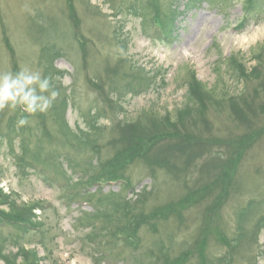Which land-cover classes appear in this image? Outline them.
<instances>
[{"label":"rangeland","instance_id":"obj_1","mask_svg":"<svg viewBox=\"0 0 264 264\" xmlns=\"http://www.w3.org/2000/svg\"><path fill=\"white\" fill-rule=\"evenodd\" d=\"M254 2L244 21L245 0H155L154 10L152 0H72L75 27L67 0H0V71H12L14 63L18 70L39 69L59 92L43 112L47 139L35 117L18 127L23 116L18 109L0 110V190L18 206L38 204L35 220L43 231L24 235L1 226L0 253L21 247L35 251L41 264H161L166 256L179 257L199 240L219 191L185 209L182 223L170 218L155 221L157 230L140 227L135 247L106 231L125 223L121 197L133 205L142 196L135 215L178 201L218 177L233 141L262 132L245 149L226 199L211 214L209 224L229 245L207 233L205 256L206 264H264V0ZM155 14L167 25L160 27L165 40L155 34ZM4 31L14 55L2 43ZM230 60L249 77L238 76ZM191 72L213 97L203 112L187 100ZM152 114L168 116L175 123L169 131L180 135L175 147L150 151L173 172L158 169L152 177L136 161L125 171L132 191L117 196L114 185L81 195L84 185L75 173L86 171L88 160L98 166L114 156L118 148L112 141L132 129L130 124L154 131L148 128ZM12 117L14 129L8 132ZM62 123L66 128L59 130ZM187 137L193 138L189 146ZM90 141L98 144V154ZM22 142L41 152L39 160L27 164Z\"/></svg>","mask_w":264,"mask_h":264},{"label":"trees","instance_id":"obj_2","mask_svg":"<svg viewBox=\"0 0 264 264\" xmlns=\"http://www.w3.org/2000/svg\"><path fill=\"white\" fill-rule=\"evenodd\" d=\"M152 1L154 10L156 8L155 0ZM67 4L69 19L72 20L74 22V26L77 27L79 24V20L73 8L72 0H67ZM254 5V0H245V14L243 16L244 21L247 18L248 12L252 7H254ZM155 19H157V21H155L157 22V25H160L162 27L167 26L163 22V20H161L160 17L156 14ZM2 43L7 49V51L10 53V55H14L13 48L7 39L5 31L3 32ZM229 63L236 69H240V71L237 72L238 76L240 74L241 77H249L248 75L242 73L241 66L237 67L236 63H234L233 60H230ZM17 70L18 69L16 67V64L14 63L12 71ZM187 78V85L189 90L187 100L189 102L195 103L203 112L206 103H211L213 101V97H211L210 94L204 93L203 88L201 89L199 87L200 84L196 81L194 73L191 72L187 76ZM129 82H131V80H128L125 85ZM96 88L100 90L99 86H97ZM137 92L138 91L134 92V94H137ZM229 101L231 102L230 105H232L231 109L233 110V112L240 115L238 106L234 103L233 99H229ZM60 105H63L64 108V106L66 105L64 99L63 103H61ZM17 109V111H21L19 108ZM56 110L57 108L55 104L54 111ZM33 115L41 121L39 128H41L43 125L44 130H46V124H44L46 120H43V113H36ZM242 115L245 121L247 119V116L244 114ZM183 116H185V112L180 111L178 114L177 121L179 124L184 122V119H182ZM148 121L150 124L148 128L151 127L154 131H147L148 129L145 131L141 127L144 125H141L140 122L130 124L132 126V129L125 128L123 131H120L122 133V136L119 141H112L114 142L112 145L115 144V146L113 147L118 148L114 156H112L108 161L100 162L98 166H96L95 164H91L92 160L87 161L88 163L86 164V171H84L83 169L81 170L84 181L80 183V186L85 185V187L83 188L84 191H88L93 187H96V190L98 189L97 191H100L102 186L113 184L122 185V190L129 189L132 183L130 179H127L125 177V171L127 167H129L136 161L143 163L142 165H146V167L151 172L152 177L155 175L156 170L158 169H164L167 174H170V171L173 172L172 167H170L168 163L164 161H159V157L155 153L151 154L150 151L151 149L160 148L163 145H167L169 149L170 147L176 146V142L174 140H178L180 138V135L177 132L169 131L175 123H171V121L168 120V116L161 118L158 117L156 114L150 115ZM14 122L15 117H12V119L9 120V123L7 125L9 130L8 132H12V129H14ZM160 126L167 128L163 131ZM58 127L59 130L60 128H66L64 123L58 124ZM159 128H161L162 130L158 131ZM38 131L40 133L41 129H38ZM261 133L262 132L247 133L241 138L233 141L234 144H231V153L229 155V158L227 159V162L222 165V169L219 172L218 177H216L211 183L209 182L198 190L188 192L185 196H183V198H180L178 201L171 202L165 206L155 208L153 211L147 214H143V212H138V214L135 215L133 213L134 205L143 203L142 196H140V199L136 203H133V205L131 204L132 206L129 205L130 203L128 204V202H125L126 200L121 197L119 212L124 215L126 220L123 227L118 226L121 224V222H123V219L119 221V224H117V226H113V228H115V232H113L112 234L116 237L121 236L123 238V242L126 245L130 247L135 246V243L138 242L136 233L140 230V227L150 226L154 230H157L156 225L154 224L155 221L160 220L165 222L170 218H174L179 223H182V214L185 209L199 204L207 197L211 196L215 190H217L219 192L217 198L215 199V202L212 204L211 207L207 208L206 210L204 227L200 230L199 240L196 241L192 247L184 251L179 257L170 258L169 256H166L164 258V261L161 262V264H186L190 259L196 258L198 259V264H206L207 259L205 256V249L207 244V233H211L213 237L221 244L229 245V241L221 235V233L216 227H211V224H209V222L211 218H213L212 216L217 212V209L221 202L227 197V187L231 185L233 177L236 174V169L239 166L245 149L248 146L252 145L256 141V139L259 138ZM42 137L44 139H47L46 131H44ZM186 141L189 146V144H192L191 141H193V138L187 137ZM26 145L27 144L24 142L21 143V146L24 149L25 158L27 155H30V158H28L27 160H25L24 158V160L29 161L27 164H33L35 160H39V154L41 152L36 148L33 150L29 148L27 149ZM90 146L91 152L93 154L99 153V147L97 144H94V142L90 141ZM91 170H93L94 173L87 175ZM113 194L118 196V194L121 195V192ZM0 205L7 206L6 210H0V227L6 225L17 230V233L20 232L24 235L29 234L31 232L42 234V225L40 223H37V221L35 220V211L39 210L40 208L38 204H34L29 207L18 206L13 201H11L10 196L3 194L0 190ZM105 217L111 218V216L108 215H105ZM101 230H105V227L101 228ZM159 250L160 248L157 249V251L153 254L159 256ZM17 256H22L24 258L23 264H41L39 263V259L35 251L29 252L21 247L18 248L16 253H8L6 255L0 253V260L4 264H16Z\"/></svg>","mask_w":264,"mask_h":264},{"label":"clouds","instance_id":"obj_3","mask_svg":"<svg viewBox=\"0 0 264 264\" xmlns=\"http://www.w3.org/2000/svg\"><path fill=\"white\" fill-rule=\"evenodd\" d=\"M59 92L53 78L45 76L39 69L29 66L17 71H0V110L19 108L29 115L46 112L58 97ZM29 123L26 116H20L17 126ZM7 206L0 205V210ZM22 256L16 257V264H23Z\"/></svg>","mask_w":264,"mask_h":264}]
</instances>
